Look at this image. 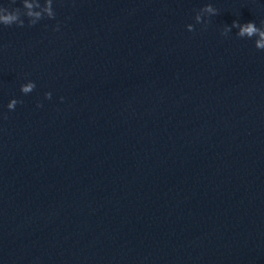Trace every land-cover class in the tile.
<instances>
[{
    "label": "water",
    "instance_id": "95a60500",
    "mask_svg": "<svg viewBox=\"0 0 264 264\" xmlns=\"http://www.w3.org/2000/svg\"><path fill=\"white\" fill-rule=\"evenodd\" d=\"M53 8L0 26V264H264V51L221 35L264 0Z\"/></svg>",
    "mask_w": 264,
    "mask_h": 264
},
{
    "label": "clouds",
    "instance_id": "9594fccd",
    "mask_svg": "<svg viewBox=\"0 0 264 264\" xmlns=\"http://www.w3.org/2000/svg\"><path fill=\"white\" fill-rule=\"evenodd\" d=\"M16 3L17 0H9V6L0 5V26L12 27L15 25L17 27H24V18H27V26L32 27L45 17L48 19H55L56 13L53 8V0H43V3H41V0H20V7L11 6ZM34 9H41V11H36ZM42 13L46 15H43ZM216 15H218V9L211 3H208L202 8L196 10L194 20L196 24H203L206 26L210 22L208 18ZM186 28L189 32L195 31L193 24L186 25ZM232 29H238L236 36L241 39L255 38L254 47L257 50L264 51V20H261L259 26H257L255 21L240 23L239 21L234 20L230 26L224 27L221 35L227 36ZM54 30L59 31V24L56 25ZM35 88V82L29 80L26 83L21 84L20 91L22 94L27 95L33 92ZM44 96L45 99H51L52 94L51 92H46ZM61 100H63V98H61ZM18 103H22V101L15 98L11 99L7 104V109L9 111L15 110ZM37 107H42V105L37 104Z\"/></svg>",
    "mask_w": 264,
    "mask_h": 264
}]
</instances>
